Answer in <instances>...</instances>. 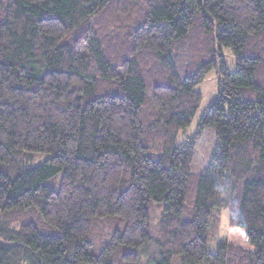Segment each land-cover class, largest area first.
Listing matches in <instances>:
<instances>
[{"label": "trees", "instance_id": "trees-1", "mask_svg": "<svg viewBox=\"0 0 264 264\" xmlns=\"http://www.w3.org/2000/svg\"><path fill=\"white\" fill-rule=\"evenodd\" d=\"M0 264H264V0H0Z\"/></svg>", "mask_w": 264, "mask_h": 264}, {"label": "rangeland", "instance_id": "rangeland-1", "mask_svg": "<svg viewBox=\"0 0 264 264\" xmlns=\"http://www.w3.org/2000/svg\"><path fill=\"white\" fill-rule=\"evenodd\" d=\"M221 53H222V58L224 60V63L228 70L230 72L235 70V62H234V57L231 52V50L227 47H222L221 48ZM217 73L215 69H211L206 73L204 78L200 83H198L195 86V90L198 91L201 94V101L196 109V112L194 116L192 117V120L190 124L183 129H181L178 132V135L176 137V143H180L185 136L191 134L195 130L196 123L203 113L205 107L207 104L210 102V100L213 98V96L217 92ZM45 156V155H42ZM219 230H218V239L224 238L227 233L228 229V220H229V213L226 209H222L219 213ZM213 242H209V246L212 248L214 245Z\"/></svg>", "mask_w": 264, "mask_h": 264}]
</instances>
